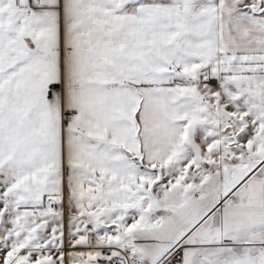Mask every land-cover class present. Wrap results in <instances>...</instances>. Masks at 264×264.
I'll return each mask as SVG.
<instances>
[{
    "label": "snow or ice",
    "instance_id": "1",
    "mask_svg": "<svg viewBox=\"0 0 264 264\" xmlns=\"http://www.w3.org/2000/svg\"><path fill=\"white\" fill-rule=\"evenodd\" d=\"M0 264H264V0H0Z\"/></svg>",
    "mask_w": 264,
    "mask_h": 264
}]
</instances>
